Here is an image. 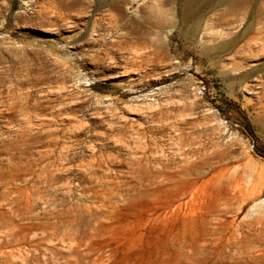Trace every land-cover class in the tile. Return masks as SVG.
<instances>
[{
  "label": "rangeland",
  "instance_id": "374dc122",
  "mask_svg": "<svg viewBox=\"0 0 264 264\" xmlns=\"http://www.w3.org/2000/svg\"><path fill=\"white\" fill-rule=\"evenodd\" d=\"M182 5L0 0V101L13 89L27 93L39 105L34 115L52 120V135L41 140L51 139L49 146L0 148L2 166L9 153L13 162L29 157L36 164L33 219L20 223L29 227L27 239L8 244L0 264H168L178 231L167 224L147 232L155 196L144 194L142 177L204 137L208 147L223 146V184L256 182L264 199V48L256 40L264 0H229L197 16ZM83 62L93 74L87 90L73 79ZM131 83L165 88L133 102L122 92ZM44 165H52L50 178L37 177ZM12 175L19 185L28 176ZM225 185L223 201L231 203ZM208 197L195 195L193 203ZM248 208L223 213L235 221L229 233L238 226L247 233ZM258 228L253 233L262 239Z\"/></svg>",
  "mask_w": 264,
  "mask_h": 264
},
{
  "label": "bare ground",
  "instance_id": "6f19581e",
  "mask_svg": "<svg viewBox=\"0 0 264 264\" xmlns=\"http://www.w3.org/2000/svg\"><path fill=\"white\" fill-rule=\"evenodd\" d=\"M97 2L100 5L104 0H97ZM227 2L229 0H182V6L189 15L197 16L200 10H212ZM112 18L109 15V19ZM259 35L256 40L261 42L260 48L263 49L264 32H259ZM7 43L12 44L13 41H7L6 45H8ZM220 46L225 47L226 44ZM79 64L78 67L81 71L79 70L73 79L75 83L82 82L84 85L85 82L93 79V74L86 63ZM189 77L193 80L191 75ZM83 85L85 90H87L86 86H90ZM164 88L165 86L161 83H156V85L131 83L122 88V92L130 101L139 102L160 93ZM17 92L15 89L8 91L7 100L0 101V108H2L0 109V120H3V126L0 125V148L3 151L18 150L19 146L26 145L28 147L29 142L49 146L51 139L45 143L41 140L43 136L48 138L52 135L50 132L52 120L39 119L32 111V109H39V105L33 103L34 100L32 101L29 94ZM177 135L179 139L181 135L178 133ZM205 139L204 137V141H206ZM204 141L200 143L187 142L184 147L178 148L175 158L157 160L153 166H149L145 170L142 177L144 181L142 191L147 197L155 196L150 202L146 230L148 232L158 225L167 224L172 229H177V234L170 240L173 252L172 257L165 260L168 264H264V224L261 220L264 217V199L259 196L262 190L256 182L243 185L242 182H237L241 178L232 181L228 175L227 177L231 181L226 184L229 185V190L227 189L229 192L225 193L230 197L227 199L232 202H224L223 197L226 196H223V185H225L223 184V146L211 147L214 144L209 141L211 146L208 147ZM50 153L51 151H46L43 156L48 157ZM9 154L11 156L9 155L7 158V166H2L0 159V188L2 190L0 207H5V211L0 215V255L4 253L3 250L7 248L8 244L19 242L22 238L27 239L29 227L20 223L33 219L32 216H29L32 213L31 204L34 202L30 188L34 185L32 174L35 173L33 167L36 164L33 165L29 157H26L27 160L18 157L17 161L13 162L15 154ZM12 166L16 169H12ZM49 167L51 168L52 165L41 166L37 177L50 178ZM15 170L28 174L21 181L22 185H19L18 179L20 178L12 175ZM227 177L225 181L228 180ZM232 179L235 178L232 176ZM99 185L104 184L101 182ZM113 189L109 186L108 193H111ZM195 195L212 197H208V203L206 201L194 204L193 196ZM246 206L249 208L245 216L250 218L245 226L247 233L238 232L239 224L236 225L238 227L234 226L236 228L233 232L229 233L235 221L223 220V213H230L234 209L239 211ZM255 226H259L262 239L253 233ZM225 249L231 250L232 253L226 254ZM28 259L33 260L32 256Z\"/></svg>",
  "mask_w": 264,
  "mask_h": 264
}]
</instances>
